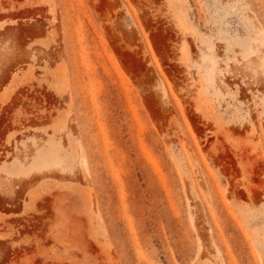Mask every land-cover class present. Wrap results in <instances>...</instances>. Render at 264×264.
Returning a JSON list of instances; mask_svg holds the SVG:
<instances>
[{
	"label": "rangeland",
	"instance_id": "rangeland-1",
	"mask_svg": "<svg viewBox=\"0 0 264 264\" xmlns=\"http://www.w3.org/2000/svg\"><path fill=\"white\" fill-rule=\"evenodd\" d=\"M0 81V264H264V0H0Z\"/></svg>",
	"mask_w": 264,
	"mask_h": 264
},
{
	"label": "bare ground",
	"instance_id": "bare-ground-1",
	"mask_svg": "<svg viewBox=\"0 0 264 264\" xmlns=\"http://www.w3.org/2000/svg\"><path fill=\"white\" fill-rule=\"evenodd\" d=\"M7 68H8V67H7ZM9 68H11V67H9ZM3 69H5V68H3ZM7 70H9V69H7ZM7 70H5V71H7ZM5 73H7V72H5ZM5 73H4V74H5ZM7 74H8V73H7ZM7 74H6V75H7ZM1 81H2V79H1ZM1 81H0V82H1ZM3 82L6 83L4 80H3ZM16 82H17V81H16ZM11 84H12V83H11ZM1 85H2V83L0 84V87H1ZM12 85H14V84H12ZM12 87H13V86H12ZM18 87H19V86H18ZM0 90H2V89H0ZM13 93H14V92H13ZM14 95H15V94H14ZM0 96H1V95H0ZM6 96H7V95H6ZM23 96H24V95H23ZM23 96H22V97H23ZM25 96H26V95H25ZM25 96H24V97H25ZM16 97H18V95H16ZM16 97H15V98H16ZM25 98H26V97H25ZM25 98H24V99H25ZM11 100L14 101L12 98H11ZM19 100H20V98H19ZM21 100H22V98H21ZM21 100H20V101H21ZM4 101H5V100H4ZM16 101H17V100H16ZM16 101H15V102H16ZM24 101H25V100H24ZM2 102H3V100H2ZM7 103H8V102H7ZM7 103H5V104H7ZM8 104H9V103H8ZM11 104H12V103H11ZM13 104H14V103H13ZM15 104H16V103H15ZM19 104H20V103H19ZM29 104H30V103H29ZM24 105H25V103H24ZM27 105H28V103H27ZM31 105H32V104H30V106H31ZM2 106H3V105H2ZM32 106H33V105H32ZM17 107H18V106H17ZM20 107H22V105H21ZM33 107H34V106H33ZM37 107H38V106H37ZM4 108H6V107H4ZM18 108H19V107H18ZM23 108H24V107H23ZM25 108H26V107H25ZM25 108H24V109H25ZM2 109H3V107H2ZM20 109H21V108H20ZM24 109H21V111L24 110ZM31 109H32V108H31ZM31 109L26 108V110H28V112L31 111V114H30V112H29L30 115H32V111L34 112V110H31ZM35 109H36V108H35ZM6 110H7V109H6ZM46 110H47V109H46ZM4 111H5V110H4ZM15 111H16V110H15ZM37 111H38V110H37ZM7 112H8V111H6V113H7ZM9 112H11V111H9ZM25 112H26V111L22 112V114H23V113L25 114ZM16 113H17V112H16ZM19 113H20V111L18 112V114H19ZM37 113L40 114L39 111H38ZM2 114H3V113H2ZM18 114H17V115H18ZM20 114H21V113H20ZM24 114H23V115H24ZM26 114H27V113H26ZM26 114H25V115H26ZM35 114H36V113H35ZM38 114H37V115H38ZM46 114H47V112H46ZM3 115H5V114H3ZM9 115H11V114H9ZM23 115H22V116H23ZM25 115H24V116H25ZM42 115H43V114H42ZM48 115H49V114H48ZM1 116H2V115H1ZM28 116H29V115H26V117H28ZM32 116H33V115H32ZM34 116H35V115H34ZM43 116H44V115H43ZM6 117H7V115H6ZM35 117L38 118L37 116H35ZM35 117H34V118H35ZM49 117H50V116H49ZM17 118L20 119L21 117L19 118V116H18ZM17 118H15V119H17ZM32 118H33V117H32ZM0 119H1V118H0ZM2 119H3V118H2ZM2 119L0 120L1 122H2ZM7 119H8V118H7ZM3 120H4V119H3ZM21 120H22V119H20V121L16 120L17 122H15V123H18L17 125L19 126V123H20V122H23V120H22V121H21ZM24 120L27 122L28 119L26 120V118H25ZM6 121H7V120H6ZM10 121H11V120H10ZM10 121H9V122H10ZM35 121H37V120H35ZM42 121H43V120L41 119V122H42ZM3 122H5V121H3ZM12 122H13V121H12ZM28 122H29V121H28ZM29 123H30V122H29ZM29 123H28V124H29ZM32 123H33V121H32ZM37 123H39V122H37ZM37 123H36V124H37ZM28 124H25V125L28 126ZM33 124H34V123H33ZM8 125H9V124H8ZM14 125H15V124H14ZM14 125H13V126H14ZM30 125H31V124H30ZM30 125H29V126H30ZM3 126H4V125H3ZM3 126H2V127H3ZM5 126H7V125H5ZM9 126H10V125H9ZM22 126H23V128H24V123L22 124ZM32 126L35 127V126H37V125H35V126H34V125H31V128H32ZM38 126H39V125H38ZM0 127H1V126H0ZM16 127H17V126H16ZM7 128H8V127H7ZM10 128H11V127H10ZM12 128H13V127H12ZM3 129H4V128H3ZM25 129H26V126H25ZM70 129H71V128H70ZM7 130H10V129H7ZM13 130H14V129H13ZM20 130H21V129H20V126H19V132H20ZM16 131H17V130H16ZM28 131H29V129H28ZM53 131H55V130H53ZM5 132H6V131H5ZM8 132H9V131H8ZM19 132H17L16 135H18ZM70 132H71V131H70ZM13 133H14V132H13ZM15 133H16V132H15ZM29 133H30V132H29ZM0 134H1V133H0ZM4 134H5V133H4ZM6 134H8V133L6 132ZM32 134H33V133H32ZM34 134H35V133H34ZM39 134H40V133H39ZM69 134H71V133H69ZM69 134H68L67 136H69ZM21 135H22V134H21ZM3 136H4V135H3ZM54 136H55V135H54ZM1 137H2V136H1ZM15 138H17V137H15ZM18 138H20V137H18ZM45 138H46V136H45ZM2 139H3V138H2ZM0 140H1V139H0ZM13 140H14V139H13ZM16 140H17V139H16ZM1 141H2V140H1ZM1 141H0V142H1ZM3 141H4V140H3ZM1 143H2V142H1ZM1 143H0V145H1ZM12 143H13V142H12ZM49 143H50V141H49ZM3 144H4V143H2V145H3ZM18 144H19V143H18ZM71 144H72V143H71ZM12 145H13V144H12ZM12 145H11V146H12ZM40 145H41V144H40ZM50 145H51V144H50ZM4 146H7V147H8V146H10V145H8V143H6V145H4ZM43 146H44V145H43ZM71 146H72V145H71ZM7 147L4 148V147L2 146V149H1V147H0V150H3V153H2V154H3V155L6 154V157H7V155H10L11 152H12V151H10V149H9V151H8L9 153H8L7 150H6ZM45 147H46V146H45ZM8 148H9V147H8ZM15 148H16V145L14 146V150H15ZM26 148H27V147H26ZM20 149H21V148H20ZM29 149H30V148H29ZM14 150H13V152H14ZM32 150H34V149H32ZM27 151H28V153H29V150H27ZM0 152H2V151H0ZM17 152H18V151H16V154H15V153H14V154H15L16 156L19 157L18 153H21V152H20V151H19L18 153H17ZM4 153H5V154H4ZM28 153H27V154L25 153L26 155H25V154L23 155V156H25L24 158H21V156H20L21 159H20V158L17 159V160H18V163H14L13 165L10 164L11 166H6V165L4 166V163H3L2 168H1V166H0V170L2 169V172H5V174H7V175H9V176L12 175L14 172L18 173V172H20L21 170H22V172H24L23 175H24V174L26 175V174H28V173H26V172H27L30 168L33 169V167H34V169H38V170H40V169L43 168V167L50 166L51 164H54V162H55L56 160H59V157H58L57 155H53V156L51 155L52 151L49 150L48 148H46V149H45V148H40V149H37L36 152H34V153L31 151V153H32L31 156H32V157H31L30 159H28V160H31V162H30V161L27 162V163H29V164H28V167H27V166H26L27 163H26V162H23V161H28V160H27V158H28V157H27ZM73 153H74V152H73ZM14 154H11V155H13V157H14V156H15ZM75 154H76V153H74V155H75ZM11 155H10V156H11ZM20 155H21V154H20ZM10 156H9V158H10ZM16 156H15V157H16ZM23 156H22V157H23ZM4 157H5V156H4ZM4 157H3V158H4ZM15 157H14V159H16ZM18 157H17V158H18ZM0 159L3 160L2 157H1V155H0ZM4 159H6V158H4ZM10 159H11V158H10ZM10 159H8V160H10ZM1 160H0V161H1ZM19 160H21V161H19ZM22 160H23V161H22ZM51 160L53 161V163L51 162ZM68 160H69V159H68ZM73 160H74V159H73ZM16 162H17V161H16ZM21 162L23 163V167L26 166L27 169H26V168H22V163H21ZM0 165H2V163H1ZM24 165H25V166H24ZM31 166H32V167H31ZM35 167H36V168H35ZM21 168H22V169H21ZM24 169H25V170H24ZM31 169H30V170H31ZM30 170H29V171H30ZM17 171H18V172H17ZM3 175H4V174H3ZM3 175H2V176H3ZM25 175H24V177L26 178L27 175H26V176H25ZM34 175H35V174H33L32 177H34ZM37 175H38V174H36L35 178H37ZM45 175H46V173H45ZM47 175H48V174H47ZM52 175H53V174H51V176H52ZM20 176H21V174H20ZM20 176H19V174H17L16 177H20ZM29 176H30V175H29ZM42 176H43V175H42ZM48 176H49V175H48ZM48 176H47V177H48ZM0 177H1V175H0ZM32 177L30 176L29 179H31ZM40 177H41V176H40ZM8 178H9V177H8ZM10 178H11V180H12V177H10ZM25 178H24V179H23V178H20V181H21L22 179H23V180H26V179H27L26 181H24V182L27 183L28 178H26V179H25ZM14 180H15V179H14ZM17 180L19 181V179H16L14 182L16 183ZM12 181H13V180H12ZM20 181L17 182V184L20 183ZM31 181H35V179L29 180L28 183H29V182L31 183ZM36 181H37V180H36ZM15 183H14V185H15ZM17 184H16V186H17ZM21 184H22V185H21ZM21 184H20V185L18 184V185L21 186V187H22V186H23V187H25V186L27 187V186H28V185H23V184H25V183H23V181H21ZM29 185H30V184H29ZM33 186H34V185H33ZM21 187H20V190L23 189V188H21ZM26 187H25V188H26ZM30 187H31V185H30ZM14 190H15V189H14ZM23 190H24V189H23ZM23 190H22V191H23ZM26 190H27V189H26ZM27 191H28V190H27ZM23 192L26 193V191H23ZM18 193H19V192H18ZM18 193H17V194H18ZM12 194H13V193H12ZM15 194H16V193H15ZM17 194H16V195H17ZM11 198H13V197L11 196ZM15 198H16V197H15ZM8 200H10V198H9ZM13 200H14V199H13ZM13 200H12V201H13ZM10 201H11V200H10Z\"/></svg>",
	"mask_w": 264,
	"mask_h": 264
}]
</instances>
